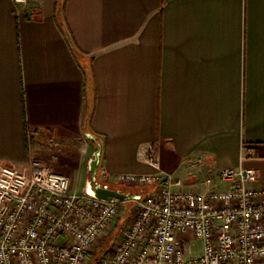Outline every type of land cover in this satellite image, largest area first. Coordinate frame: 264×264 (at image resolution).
<instances>
[{
    "label": "crops",
    "instance_id": "1",
    "mask_svg": "<svg viewBox=\"0 0 264 264\" xmlns=\"http://www.w3.org/2000/svg\"><path fill=\"white\" fill-rule=\"evenodd\" d=\"M90 136L110 185L226 189L245 167L264 186V0H0V162L79 190Z\"/></svg>",
    "mask_w": 264,
    "mask_h": 264
},
{
    "label": "built area",
    "instance_id": "2",
    "mask_svg": "<svg viewBox=\"0 0 264 264\" xmlns=\"http://www.w3.org/2000/svg\"><path fill=\"white\" fill-rule=\"evenodd\" d=\"M139 157L158 164L153 144L142 145ZM218 179L228 187L183 190L168 179L134 192L119 235L97 264H264V186H253L252 168H226ZM156 180L122 173L112 185L99 181L139 187ZM118 204L73 189L68 176L41 161L27 169L0 162V264H89ZM189 236L201 243L197 255L183 249Z\"/></svg>",
    "mask_w": 264,
    "mask_h": 264
},
{
    "label": "water",
    "instance_id": "3",
    "mask_svg": "<svg viewBox=\"0 0 264 264\" xmlns=\"http://www.w3.org/2000/svg\"><path fill=\"white\" fill-rule=\"evenodd\" d=\"M90 139L95 143L96 148L88 161L89 177L86 180L83 190L91 196L106 202L120 203L135 198L137 195L134 193L125 192L118 188L109 187L100 183L97 177V169L101 155V144L92 136H90Z\"/></svg>",
    "mask_w": 264,
    "mask_h": 264
},
{
    "label": "rangeland",
    "instance_id": "4",
    "mask_svg": "<svg viewBox=\"0 0 264 264\" xmlns=\"http://www.w3.org/2000/svg\"><path fill=\"white\" fill-rule=\"evenodd\" d=\"M86 181L84 182L85 185ZM83 183H81L80 186H84L82 185ZM113 188H118L122 191L127 192L126 190H128L129 192H139L140 189H145V190H150V189H146L145 185L144 186H139V187H135V186H129V185H114ZM83 187L79 188V190H82ZM78 190V191H79ZM153 190V189H152ZM131 206V202L130 200H125L123 202H120L118 204V210H119V215L116 218L114 224L111 227V231L109 233V235L106 237L105 241L100 245L97 246L95 248V250L90 254V261L89 264L91 263L92 257L96 256V258H99L102 256V254L104 253V249L110 244L111 240L116 238L119 235V228L121 226V224L124 221L125 216L128 214V210ZM183 249L185 250L186 255H197L198 253H200V248H201V243L199 240L194 239L193 237L189 236V238L186 240V242H184L182 244ZM187 248L190 249V252L187 250Z\"/></svg>",
    "mask_w": 264,
    "mask_h": 264
},
{
    "label": "trees",
    "instance_id": "5",
    "mask_svg": "<svg viewBox=\"0 0 264 264\" xmlns=\"http://www.w3.org/2000/svg\"><path fill=\"white\" fill-rule=\"evenodd\" d=\"M98 168H99V166H98ZM97 175H98V169H97ZM126 191H128V190H126ZM132 193H134V192H132ZM91 256H92V254H91ZM97 261H98V258H96V256H94V257H92V260H91L90 264H97Z\"/></svg>",
    "mask_w": 264,
    "mask_h": 264
}]
</instances>
